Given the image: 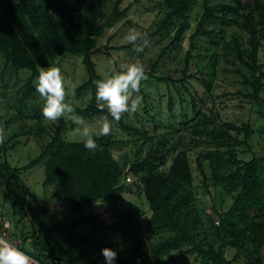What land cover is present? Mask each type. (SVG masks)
Wrapping results in <instances>:
<instances>
[{
	"label": "trees",
	"instance_id": "obj_1",
	"mask_svg": "<svg viewBox=\"0 0 264 264\" xmlns=\"http://www.w3.org/2000/svg\"><path fill=\"white\" fill-rule=\"evenodd\" d=\"M123 1L115 0L112 11L107 13L106 0H77V6L66 0H0V55L13 70L32 73L17 101L20 110L26 107L35 90L40 67H51L59 56L81 55L87 79L76 89L75 97L81 100L89 91L91 99L85 109H77L76 113L85 119L108 115L106 108L103 112L97 108L93 81L103 77L97 74L92 56L101 51L98 42L106 30L126 16ZM162 6L163 18L156 23L157 29L151 37L168 38L170 51L180 50L187 39L191 48L199 40L215 48L221 46L222 57L233 66L239 65L235 73L243 76L244 84L253 89L246 98L260 101L264 92V64L259 58V51L264 48V0H162ZM196 8L202 14L190 35L191 15ZM230 29L238 32L227 40ZM166 52L164 49L161 56ZM192 58L188 51L186 68ZM204 84L209 89L208 81ZM199 116L191 129L192 143L206 146L197 158L203 185L208 187L211 182L213 187H221L233 195L227 211H215L219 224L197 203L188 151L174 133L163 136L147 157L130 165L126 155L116 156L113 150L116 142L111 134L94 136L99 145L96 151L87 150L84 143L64 141L66 123L61 118L52 141L23 169L44 162V185L53 187L55 197L64 196L75 213L124 191L123 182L129 173L138 179L151 211L145 226L149 242L134 236L135 245L131 247L127 240L123 241L122 253L126 259L125 262L118 259L116 264H154L155 261L187 264L192 254L201 259V264H235L225 255L228 246L248 251L247 264H260L264 251V157H254L249 162L239 157L240 148L249 146L254 128L249 121L216 125L207 115ZM6 125L0 105V128L4 130ZM3 137L0 156L6 157L14 145L6 140L4 133ZM19 172L6 160L0 162V179L16 181L25 195H30L28 187L19 183ZM203 213L207 215L209 228ZM28 217L35 231L24 240L22 250L38 264H86L82 254H72L71 247L51 242L54 231L63 232L66 227L47 224L40 210L29 212ZM110 229L117 236L120 234V227ZM209 230L218 246L209 240ZM173 252L179 254L170 257Z\"/></svg>",
	"mask_w": 264,
	"mask_h": 264
},
{
	"label": "rangeland",
	"instance_id": "obj_2",
	"mask_svg": "<svg viewBox=\"0 0 264 264\" xmlns=\"http://www.w3.org/2000/svg\"><path fill=\"white\" fill-rule=\"evenodd\" d=\"M66 1L77 6V0ZM114 2L115 0H106L107 13L112 11ZM122 9H127L126 16L106 30L98 42L101 51L92 56L96 72L104 77L111 75L115 69L119 71L121 64L139 62L145 68L147 79L141 82L139 95L143 99L138 111L135 114H123L118 122L109 119L112 124L110 134L116 142L113 150L118 157L126 155L125 160L131 165L136 159L140 161L147 157L151 148L163 136L174 133L175 138H181L183 147L188 151L197 203L202 210L210 213L218 224L219 217L215 211H227L233 203V195L221 187H213L211 182L208 187L203 185L197 158L206 146H196L192 143L191 128L200 119L199 114L207 115L216 125L225 121H249L255 133L250 138L249 146L240 148L239 157L244 162H249L254 157L263 158L264 92L260 94V101L246 98V95H252L253 89L244 84L243 76L235 73L239 65L233 66L222 57L221 46L215 48L199 40L195 48H191L187 39L180 50L170 51L167 48L170 42L168 38L151 37L157 29L156 23L164 15L162 0H124ZM201 14L200 8L194 9L190 35L195 31ZM130 28H135L141 33L142 39L135 44L125 39ZM236 32L237 29H230L227 40ZM144 40L147 41L146 45ZM140 47L142 51L137 50ZM164 49H167V52L161 56ZM188 51H191L193 58L186 68ZM259 58L260 63L264 64V48L260 49ZM51 67H59L65 78V102L73 107L75 113L77 109H85L90 102L91 93L88 91L81 100L75 97L76 89L87 79L83 56H59ZM31 75L29 70H13L0 55V105L3 119L7 123L3 133L6 140L14 145L6 157L0 156V162L6 160L13 169H20L19 183L26 185L30 192V195H25L16 181L7 182L0 179V226L3 219L9 220L11 231L18 235L17 239L25 240L35 231L34 223L29 220L28 214L40 210L47 224L58 223L67 228L63 232L54 231L51 242L71 247L72 254H82L86 264H103L105 258L101 250L104 248L117 253L113 264H116L118 259L125 262L126 257L122 253L125 249L123 241L127 240L131 247L135 245L134 236L149 242L145 226L151 211L139 181L133 174H128L132 178L131 183L123 182L124 191L117 192L109 200L89 205L81 212L75 213L72 204L64 196L55 197L53 187L44 185V162L30 169H23L40 156L43 146L52 141L61 119L49 121L43 117L44 100L36 90L27 101L26 107L20 110L17 101L22 96L21 89ZM157 78H165L168 81H160ZM204 81L210 84L209 89ZM100 117L94 116L85 120L95 131V121ZM62 119L66 123L63 140L83 143L84 138L75 131L77 126L66 116ZM185 123L189 125L185 126ZM205 167L208 174L207 163ZM128 168L129 165L126 170ZM203 215L206 227L209 228L207 215ZM20 224L21 228L17 227ZM72 227L74 230H70ZM112 227L121 228L118 236L110 229ZM208 235L209 240L218 246L219 242L212 230L208 231ZM178 254L173 252L170 257ZM225 255L235 264H247L246 250L238 251L228 246ZM262 256L260 264H264V251ZM154 264H158V261ZM180 264L185 262L181 261ZM187 264H201V259L195 254L189 255Z\"/></svg>",
	"mask_w": 264,
	"mask_h": 264
},
{
	"label": "clouds",
	"instance_id": "obj_3",
	"mask_svg": "<svg viewBox=\"0 0 264 264\" xmlns=\"http://www.w3.org/2000/svg\"><path fill=\"white\" fill-rule=\"evenodd\" d=\"M125 39L135 44L142 37L135 28H130ZM144 44H147L146 40ZM137 50L143 49L140 47ZM146 79L144 66L136 62L121 64L119 71L114 70L111 75L93 81L97 108L101 112L106 108L108 113L95 121V131L84 117L76 114L73 107L65 102L66 82L59 67H40L35 90L44 100L43 117L49 121H56L66 116L77 126L76 133L84 138V147L89 151H96L99 145L94 136H107L111 132L109 116L118 122L123 114H135L138 111L143 99L139 95L141 82ZM3 139V129L0 128V143H3ZM101 252L106 264H113L117 258V253L109 248H104ZM0 264H38V261L0 236Z\"/></svg>",
	"mask_w": 264,
	"mask_h": 264
},
{
	"label": "built area",
	"instance_id": "obj_4",
	"mask_svg": "<svg viewBox=\"0 0 264 264\" xmlns=\"http://www.w3.org/2000/svg\"><path fill=\"white\" fill-rule=\"evenodd\" d=\"M125 182L126 183H131L132 182V178L127 175L125 178ZM219 224V223H218ZM11 229H12V225L11 222L9 220H2L1 221V226H0V236L4 237L5 239L9 240L14 246L20 248L22 250V247L24 245V239L23 238H19V239H12L11 238Z\"/></svg>",
	"mask_w": 264,
	"mask_h": 264
},
{
	"label": "crops",
	"instance_id": "obj_5",
	"mask_svg": "<svg viewBox=\"0 0 264 264\" xmlns=\"http://www.w3.org/2000/svg\"><path fill=\"white\" fill-rule=\"evenodd\" d=\"M21 226H22V225L20 224V225H18L17 227L21 228ZM17 237H18V235L14 234V233L11 231V238L16 240Z\"/></svg>",
	"mask_w": 264,
	"mask_h": 264
}]
</instances>
